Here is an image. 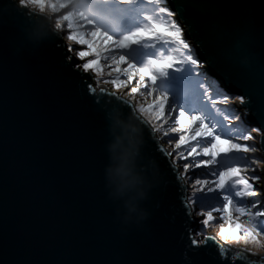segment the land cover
Wrapping results in <instances>:
<instances>
[{"label": "water", "instance_id": "obj_1", "mask_svg": "<svg viewBox=\"0 0 264 264\" xmlns=\"http://www.w3.org/2000/svg\"><path fill=\"white\" fill-rule=\"evenodd\" d=\"M215 2L229 7L199 27L185 23L186 36L207 73L238 95L237 76L259 77L264 37L257 29L244 52L243 34L224 42L221 21L258 24L264 11L231 7L259 0ZM47 16L0 0V264H186L180 192L148 146L143 117H103L54 71L59 40ZM210 50L236 70L231 79Z\"/></svg>", "mask_w": 264, "mask_h": 264}, {"label": "snow or ice", "instance_id": "obj_2", "mask_svg": "<svg viewBox=\"0 0 264 264\" xmlns=\"http://www.w3.org/2000/svg\"><path fill=\"white\" fill-rule=\"evenodd\" d=\"M28 3L41 13L46 8L49 20L54 14L59 43L54 44L53 69L70 87L103 117L108 110L143 117L148 146L180 192L186 264H199L213 249L211 264H264V49L258 79L240 74L236 84L242 91L233 95L222 85L221 90L209 86L207 65L186 36L185 23L199 27L229 6L215 0ZM231 7L264 11V0ZM190 10L201 15L182 22ZM221 27L224 42L243 34L242 50L248 52V38L257 29L264 37V16L258 24L249 16L243 22L221 21ZM20 40L30 43L26 31L21 30ZM209 56L233 77L236 70L223 65L215 51ZM136 96L144 97L143 103ZM161 141L172 151L159 147ZM211 227L213 235L207 234ZM229 241L244 247L233 250Z\"/></svg>", "mask_w": 264, "mask_h": 264}, {"label": "rangeland", "instance_id": "obj_3", "mask_svg": "<svg viewBox=\"0 0 264 264\" xmlns=\"http://www.w3.org/2000/svg\"><path fill=\"white\" fill-rule=\"evenodd\" d=\"M18 2H19L20 5H22V4H21V0H18ZM68 3L71 4V3H72V0H68ZM23 4H27L28 8H30V9L37 10L35 7H33L31 4L28 3V0H23ZM69 10H70V11H73L72 8H70ZM37 11L39 12V10H37ZM44 13L48 15V12H47V9H46V8H45V12H44ZM51 22H52V23H51V24H52V27L54 28V30H56V20H55L54 14H53V19H51ZM186 34H187V33H186ZM64 41L67 43L66 40H64ZM190 43H191V41H190ZM192 46H193V45H192ZM193 48H194V47H193ZM204 70H205V69H204ZM209 86H210V85H209ZM107 87L111 89L110 86H107ZM111 90H113V89H111ZM113 91L117 92L119 95H122V93H123V90H122V89H116V90H113ZM229 94H232V93H229ZM233 95H234V94H233ZM135 99H136V100H139L141 103H143V101H144L145 98H144V97L136 96ZM169 135H172V134H169ZM160 145H161V147H162L163 149H165L166 151H170V152L172 151L171 147L168 146V143H167L166 141H161V142H160ZM182 182H183V183H186V182H187V178H186L184 181H182ZM239 219L243 220V218H239ZM215 231H216V229H215L214 227H211V228L208 229L207 234H214ZM262 243H264V241H262ZM229 244L231 245L232 248H236V249H239V248H241V247H244V245H242V244L233 243V242H231V241H229ZM229 244H226V245L229 246Z\"/></svg>", "mask_w": 264, "mask_h": 264}, {"label": "trees", "instance_id": "obj_4", "mask_svg": "<svg viewBox=\"0 0 264 264\" xmlns=\"http://www.w3.org/2000/svg\"><path fill=\"white\" fill-rule=\"evenodd\" d=\"M188 41H190L189 39H188ZM159 47V46H158ZM163 50L164 51H170V49L169 48H167V46H165L164 48H163ZM181 53H176V55H180ZM156 55H159V53L158 52H156ZM205 71V70H204ZM206 72V71H205ZM207 73V72H206ZM208 74V73H207ZM205 79H206V81H207V83L210 85V87H213V88H215V89H217V90H221V84L218 82V81H216V79L214 78V77H212L211 75H207L206 77H205ZM222 89L223 90H226L224 87H222ZM227 91V90H226ZM227 93H229L228 91H227ZM234 107L236 106V105H233ZM168 146H170L169 144H168ZM170 152V151H169Z\"/></svg>", "mask_w": 264, "mask_h": 264}, {"label": "bare ground", "instance_id": "obj_5", "mask_svg": "<svg viewBox=\"0 0 264 264\" xmlns=\"http://www.w3.org/2000/svg\"><path fill=\"white\" fill-rule=\"evenodd\" d=\"M217 81V80H216Z\"/></svg>", "mask_w": 264, "mask_h": 264}]
</instances>
